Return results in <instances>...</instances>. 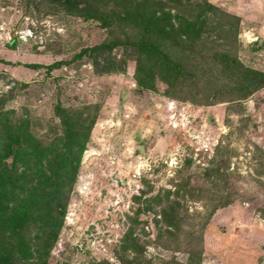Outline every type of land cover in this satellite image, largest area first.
I'll use <instances>...</instances> for the list:
<instances>
[{
	"label": "rangeland",
	"instance_id": "1",
	"mask_svg": "<svg viewBox=\"0 0 264 264\" xmlns=\"http://www.w3.org/2000/svg\"><path fill=\"white\" fill-rule=\"evenodd\" d=\"M207 2L208 19L240 18L236 42L206 32L214 46L208 60L196 59L198 78L172 89L159 65L151 81L152 63L142 59L138 72V56L120 48L112 53L125 57L119 73L100 74V61L78 57L106 39L98 22L47 0H0V117L9 114L0 135L17 129L26 146L66 155L57 169L27 155L17 170L0 156V230L13 235L23 225L34 245L28 264L38 263V247L44 264H185L184 236L201 224L195 215L221 201L230 205L205 226L193 264H264V87L241 99L232 88L241 73L212 60L230 51L241 67L264 74V0ZM69 111L84 124L74 132L93 120L77 142L84 143L77 166L61 125ZM206 137L217 142L202 155L196 149ZM167 198H176L177 218L188 215L173 237L162 220Z\"/></svg>",
	"mask_w": 264,
	"mask_h": 264
},
{
	"label": "trees",
	"instance_id": "2",
	"mask_svg": "<svg viewBox=\"0 0 264 264\" xmlns=\"http://www.w3.org/2000/svg\"><path fill=\"white\" fill-rule=\"evenodd\" d=\"M47 1L70 14L80 16L85 20L96 21L102 28L107 30V37L104 41L85 48L77 55L78 57H89L96 65L100 61V65L97 66L100 74L123 72L126 68L124 58L131 54H136L139 58L138 72H143L144 70L142 59L151 62L152 64L147 70L152 81L153 75L157 73L154 65H159L161 70L159 69L158 75L172 89L180 87V85L187 81L198 78L197 74L199 71L195 70L198 67L196 59H200L201 62L208 60L210 57L209 48L210 46H214L213 41L212 43L208 42L211 37L206 32H216L215 36H213L215 40L227 41V39H230V44L234 46L241 21L239 17L233 15H227L229 18L228 22L206 18V11L204 9L211 14H213L211 11L214 10L212 6L207 4V0ZM169 3H172V5ZM195 3H204V5H197ZM201 7L203 9L200 13L193 14L196 9L198 10ZM184 16L189 17L183 19ZM212 17H215V15H212ZM143 27L145 28L144 30L142 29ZM140 29L142 32L139 31ZM208 43L210 44L209 46ZM119 48L124 51L125 57L120 61H115L112 53ZM212 60L218 61L226 69H235L241 73V76L232 85L233 91L240 94L241 99L250 96L258 89L264 87V74L241 67L230 51L213 54ZM146 83H148V80L144 78V80L140 79L138 84L143 86ZM70 115L73 116L74 112L69 111L68 116L65 115V119L62 120L61 125L65 133L63 138L67 140L66 149L69 151L67 159L74 166H77L84 144L83 142L81 144L77 142L80 138L86 141L93 120L85 128V133L74 132L76 128L81 130L84 124L76 123L75 117L73 118ZM8 119V113L0 117V126L3 124L7 126ZM15 124L14 126H16ZM26 144L23 135L17 132V129L14 133L0 135V156L5 160H11V165L16 170L18 164L27 155L35 157L37 164H40V166L43 161L50 162V168L54 163V169H57L58 163L60 164L66 160V155L60 157L57 153H52L51 150L42 149L41 145L31 144V142L27 146ZM73 151L76 153L75 156L73 155ZM58 176V170L54 171L51 175L55 179ZM175 200L176 198H167L164 204L167 208L162 213V220L166 225V232L170 237L175 235L173 233L174 230L180 229L182 222L188 216L186 214L187 210H184L186 212L185 215L181 214L179 216L180 220L177 218L174 206ZM183 200H185L184 197ZM228 205H230L229 202L221 201L220 203H216L212 208L207 206L205 213L198 212L195 215V219H198L201 224H199L198 230L188 234L190 236L189 239L187 238L188 236H184V245L188 250L185 264H193L199 260L203 253L202 237L205 226L216 210ZM58 207H61V205ZM22 226L17 223L13 235H8L6 231L0 230V264H14L15 261L19 262V264H22V262L23 264H28L26 261H28L27 258L32 256L31 249L34 245L31 238L23 235L24 229ZM50 238L52 239V235L50 234L42 236V239L46 241L43 248L45 249V253L48 250ZM37 240L35 239V241ZM132 244L135 251L138 252L139 249L135 240ZM176 246H179V249L181 248V244ZM41 248L38 247L36 249L38 256L37 264H44L42 261L46 257V255H43L44 252H39ZM175 264L183 263L176 262Z\"/></svg>",
	"mask_w": 264,
	"mask_h": 264
},
{
	"label": "built area",
	"instance_id": "3",
	"mask_svg": "<svg viewBox=\"0 0 264 264\" xmlns=\"http://www.w3.org/2000/svg\"><path fill=\"white\" fill-rule=\"evenodd\" d=\"M172 104H173V103H172ZM216 142H217V141L214 140L213 138H211V137H206V138L202 141L200 147L197 148L196 150H197L198 152H200L202 155H208V153H210V151H211V148H212L213 146H215V143H216ZM139 177H140V171H136V172L132 175V178H133V179H137V178H139Z\"/></svg>",
	"mask_w": 264,
	"mask_h": 264
}]
</instances>
